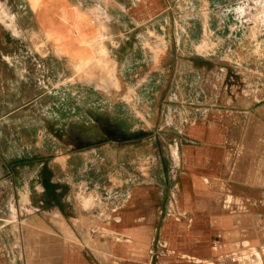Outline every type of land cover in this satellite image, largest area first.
Segmentation results:
<instances>
[{
	"label": "crops",
	"instance_id": "0c3cea01",
	"mask_svg": "<svg viewBox=\"0 0 264 264\" xmlns=\"http://www.w3.org/2000/svg\"><path fill=\"white\" fill-rule=\"evenodd\" d=\"M240 1L0 0V264L242 240L220 193L264 207V17Z\"/></svg>",
	"mask_w": 264,
	"mask_h": 264
},
{
	"label": "rangeland",
	"instance_id": "374dc122",
	"mask_svg": "<svg viewBox=\"0 0 264 264\" xmlns=\"http://www.w3.org/2000/svg\"><path fill=\"white\" fill-rule=\"evenodd\" d=\"M263 3V4H261ZM263 6V7H262ZM237 8H239V11L236 12ZM255 8L256 11H260L261 17L260 20L264 17V0H243L242 2L236 6L234 10V17L238 20L239 26L245 25L246 23H243L239 21L241 19L240 13L241 11L249 10ZM254 10L251 12L253 13ZM242 20V19H241ZM248 20V19H245ZM99 66L103 69H107L109 74L114 78L115 77V68L113 67V70H111V67H107L105 64H99ZM109 75H107L108 77ZM116 84V81H115ZM239 192H224L220 193L221 196V205L222 208L227 212H233L237 211L240 213H243L247 218L244 219V224L242 225V228L240 229L239 237L242 238V240L234 246L227 245V248L223 246L220 242V237H218L216 240L213 241V246L216 248V253L222 256L223 259H216L215 262L212 264H264V223H250V217L256 216L261 214V216H264V207H262L261 203L262 198L260 197L261 194L258 193H252V192H244V196L247 195V197L251 198L252 200H245L241 202L235 203L236 196L240 195ZM255 196V200L253 197ZM259 198H261V201H258ZM257 200V201H256ZM168 212H171L169 209ZM199 219H204V217H201ZM264 219V217H262ZM198 226V225H197ZM256 236H259L260 239V245L259 247L254 245V242H252L253 238H256ZM223 238V237H222ZM166 244H164L165 246ZM164 251L160 255V257L167 258L169 260L173 258H179L181 260L189 261L194 264H207V259L200 258L198 256L196 257H187V255H178L176 251H169L166 247H161ZM228 252V253H227ZM227 256V257H226ZM218 257V258H220ZM211 264V263H210Z\"/></svg>",
	"mask_w": 264,
	"mask_h": 264
},
{
	"label": "bare ground",
	"instance_id": "6f19581e",
	"mask_svg": "<svg viewBox=\"0 0 264 264\" xmlns=\"http://www.w3.org/2000/svg\"><path fill=\"white\" fill-rule=\"evenodd\" d=\"M261 4H263V3H261ZM262 7H263V6H262ZM90 44H92V43H90ZM90 46H91V45H90ZM103 49H104V48H103ZM91 50H92V49H91ZM98 51H99V50H98ZM103 52H104V51H103ZM96 54H97V53H96ZM102 57H103V56H102ZM95 58H96V56H95ZM97 58H98V57H97ZM92 60H94V59H92ZM88 61H89V60H88ZM83 62H84V61H83ZM96 62H97V61H96ZM97 63H98V62H97ZM98 64H99V63H98ZM100 64L103 65V64H105V63H102V62H101ZM106 66H107V67H110V65H109L108 63H106ZM84 67L86 68V66H84ZM85 68H84V69H85ZM87 68H88V67H87ZM111 70H113V67H111ZM83 71H84V70H83ZM85 71H86V69H85ZM76 219H77V218H76ZM77 220H78V219H77ZM79 221H80V220H79ZM78 223H79V222H78ZM78 225H79V224H78ZM80 226H81V225H80ZM96 228H97V227H96ZM103 230H104V229H103ZM105 232H107V231H105ZM119 240H120V239H119Z\"/></svg>",
	"mask_w": 264,
	"mask_h": 264
},
{
	"label": "built area",
	"instance_id": "2783aa9c",
	"mask_svg": "<svg viewBox=\"0 0 264 264\" xmlns=\"http://www.w3.org/2000/svg\"><path fill=\"white\" fill-rule=\"evenodd\" d=\"M244 23H246V22L244 21ZM175 153L177 154V148L175 149Z\"/></svg>",
	"mask_w": 264,
	"mask_h": 264
}]
</instances>
